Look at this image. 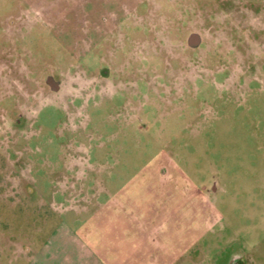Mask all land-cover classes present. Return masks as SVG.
Returning <instances> with one entry per match:
<instances>
[{"label": "rangeland", "instance_id": "1", "mask_svg": "<svg viewBox=\"0 0 264 264\" xmlns=\"http://www.w3.org/2000/svg\"><path fill=\"white\" fill-rule=\"evenodd\" d=\"M82 158L138 184L139 227L183 202L138 264H264V0H0V264L77 214Z\"/></svg>", "mask_w": 264, "mask_h": 264}, {"label": "crops", "instance_id": "2", "mask_svg": "<svg viewBox=\"0 0 264 264\" xmlns=\"http://www.w3.org/2000/svg\"><path fill=\"white\" fill-rule=\"evenodd\" d=\"M107 167L100 161L98 165H87L84 159L82 164L66 166L65 173L61 172L65 174L66 182L60 181L59 190L65 188L61 190V195L71 202V208H76L78 212L70 218L63 219L43 243L34 247L32 255H27L26 251L18 252V255L23 257L24 264H138L136 253L145 247L148 237H152L148 229L151 228L159 236H172L167 233L171 213L177 211L172 205L179 206L183 202L167 203V199L163 197V200L158 202L161 206L154 214L159 219L155 220L156 217H153L149 222L146 216L153 215L148 214L151 210L147 208L145 220L139 227L137 208L143 202L137 196L138 184L131 179L121 184L117 183L111 168ZM159 170L157 171L161 175L160 178L166 180L169 176L167 168L162 165ZM63 183L65 187L62 186ZM168 185L170 186V183L163 188ZM142 188L148 190L150 187L146 185ZM165 194L168 195V192ZM196 194L201 196V190L194 188L192 195ZM215 233L213 225H209L204 232L195 231L191 245L187 249L195 251L203 238L204 245L207 238H212ZM167 238L169 240L166 243L158 242L161 249L163 246L174 245L172 238ZM6 248L10 249V245L8 244ZM144 251L147 254L146 249ZM170 251L169 248L165 250L163 247L160 252L161 261L164 262L162 264L180 262V258L167 260ZM248 255L237 254V261L233 260L231 264H238V259H243V264H254ZM147 262L148 260L142 264H148Z\"/></svg>", "mask_w": 264, "mask_h": 264}, {"label": "flooded vegetation", "instance_id": "3", "mask_svg": "<svg viewBox=\"0 0 264 264\" xmlns=\"http://www.w3.org/2000/svg\"><path fill=\"white\" fill-rule=\"evenodd\" d=\"M234 261H237V259L235 258Z\"/></svg>", "mask_w": 264, "mask_h": 264}]
</instances>
